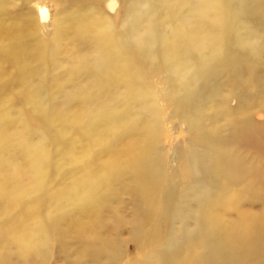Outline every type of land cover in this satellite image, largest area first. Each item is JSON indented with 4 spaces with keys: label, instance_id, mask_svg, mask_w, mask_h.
<instances>
[{
    "label": "rangeland",
    "instance_id": "1",
    "mask_svg": "<svg viewBox=\"0 0 264 264\" xmlns=\"http://www.w3.org/2000/svg\"><path fill=\"white\" fill-rule=\"evenodd\" d=\"M0 27V264L35 241L37 264H208L223 239L215 263L264 264V0H0Z\"/></svg>",
    "mask_w": 264,
    "mask_h": 264
},
{
    "label": "bare ground",
    "instance_id": "2",
    "mask_svg": "<svg viewBox=\"0 0 264 264\" xmlns=\"http://www.w3.org/2000/svg\"><path fill=\"white\" fill-rule=\"evenodd\" d=\"M114 1H110V5L111 6H113L114 5ZM42 12V16L43 17H45L46 16V11L45 10H42L41 11ZM222 24H225V23H223L222 22ZM225 26V25H224ZM1 28V27H0ZM17 46H15V45H13L12 47H8V48H0V63L2 62V60H4L6 57H12V56H15L16 58H17ZM98 75V74H97ZM96 75V76H97ZM98 77H99V75H98ZM96 81H98V79H96ZM240 135V134H239ZM239 135H237V136H233V137H231V140L228 142V143H223L222 141H217L218 142V144L220 145H223V144H233V143H236V139L238 140V142L239 143H241L242 142V140H244L245 141V139L247 138V140L249 141V143L250 144H254L257 140H256V138H255V136L253 135V134H249L248 135V137H246L247 135H245L244 133H241V135L239 136ZM217 142H214L215 144L217 143ZM217 144V145H218ZM260 152V151H259ZM191 165H192V167H194V162H191L190 163V167H191ZM200 165L203 167V169H205V170H207L208 169V167H209V165H208V161L207 160H205V161H203V163L202 162H200ZM138 181V180H137ZM202 187H203V196H201V198L199 199V200H201L202 198H203V200L204 201H206V203H204V204H202V203H199L198 202V204L197 205H199V209H200V214H201V224H199V225H201V226H204V225H206L207 224V222H208V224L210 223V217L212 218V219H214L215 218V211H213V209L212 210H209V209H207V208H203V207H201V205H212V204H215L216 203V198L214 199V200H211L210 199V195H211V193L212 192H214V190L211 188V180H208L207 182H205L204 184H202L201 185ZM140 187V186H139ZM213 194H216L215 192L213 193ZM219 194H221V193H219ZM220 196V195H219ZM218 197V196H217ZM208 200H211V202L210 201H208ZM227 200V199H226ZM225 200V201H226ZM208 202H210V204H208ZM220 202H221V197H220ZM215 220V219H214ZM228 223V222H227ZM62 223H60V225H61ZM227 228H228V230L229 231H231V230H234V228L236 227V224L234 223V222H229L227 225ZM4 229H6V228H3L2 230H4ZM200 229H202V228H200ZM3 232V231H2ZM223 238H225V237H223ZM225 241V239H223V240H221V241H219V242H217V243H214V242H212V245H213V248H212V250L211 251H208V252H206L207 253V255H205L204 256V258H206L207 259V262H209L210 264H221V262H216L215 263V261L217 260L216 259V255L218 256V251L221 249L222 251H224L223 249H225V253L226 254H228L229 256L230 255H235V252H233V248H230V247H228L227 246V243H225L224 242ZM211 245V244H210ZM211 245V246H212ZM38 242H36L35 241V245H33L32 246V251H29V252H32V254L30 253V255L27 257V258H24V261H23V264H37V262H36V260H37V257H38V253L41 251V249H42V247L43 246H38ZM210 246V247H211ZM208 248V247H207ZM228 248V249H227ZM228 250V251H227ZM29 252H27V253H29ZM217 252V253H216ZM26 253V254H27ZM171 254L172 253H167V255L166 256H164L163 254H161V258H164V261H163V264H174V263H172L170 260H168V259H166V257H169V256H171ZM28 255V254H27ZM208 263V264H209Z\"/></svg>",
    "mask_w": 264,
    "mask_h": 264
}]
</instances>
